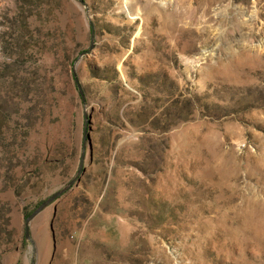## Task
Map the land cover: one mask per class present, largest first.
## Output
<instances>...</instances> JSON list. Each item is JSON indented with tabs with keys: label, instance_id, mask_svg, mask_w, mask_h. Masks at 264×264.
I'll list each match as a JSON object with an SVG mask.
<instances>
[{
	"label": "rangeland",
	"instance_id": "1",
	"mask_svg": "<svg viewBox=\"0 0 264 264\" xmlns=\"http://www.w3.org/2000/svg\"><path fill=\"white\" fill-rule=\"evenodd\" d=\"M33 247L264 264V0H0V264Z\"/></svg>",
	"mask_w": 264,
	"mask_h": 264
},
{
	"label": "water",
	"instance_id": "2",
	"mask_svg": "<svg viewBox=\"0 0 264 264\" xmlns=\"http://www.w3.org/2000/svg\"><path fill=\"white\" fill-rule=\"evenodd\" d=\"M78 89H79L80 93H82L79 85H78ZM86 140H87V128H85V130H84L83 147H82L81 157H80V160H79V164H78V168H77L76 175L66 184V186H64L60 190H57L56 192H54L53 194H51L50 196H48L47 198H45L44 200H42L37 205V207L30 214H28L26 216L25 221H24V236L29 241H31L30 233H29V223H30V221L42 209H44L48 204H50L58 196H60L63 192H65L68 188H70L73 185V183L78 179L80 173L82 172V170H83V161H84V148H85V142H86ZM34 251L35 250H34V247H33V253H32V256H31V264H34Z\"/></svg>",
	"mask_w": 264,
	"mask_h": 264
}]
</instances>
